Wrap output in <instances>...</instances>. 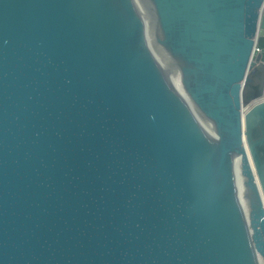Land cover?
Segmentation results:
<instances>
[{"label":"water","instance_id":"water-1","mask_svg":"<svg viewBox=\"0 0 264 264\" xmlns=\"http://www.w3.org/2000/svg\"><path fill=\"white\" fill-rule=\"evenodd\" d=\"M0 264H264V0H0Z\"/></svg>","mask_w":264,"mask_h":264}]
</instances>
